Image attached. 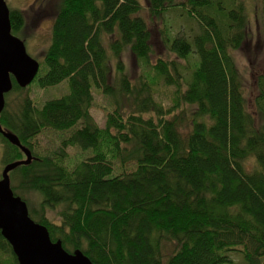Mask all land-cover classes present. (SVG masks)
<instances>
[{
	"label": "trees",
	"instance_id": "16d2710c",
	"mask_svg": "<svg viewBox=\"0 0 264 264\" xmlns=\"http://www.w3.org/2000/svg\"><path fill=\"white\" fill-rule=\"evenodd\" d=\"M10 10L19 38L24 16ZM142 11L139 0H61L46 71L40 63L35 81L41 89L67 81L70 92L42 106L26 95L16 111L6 96L1 126L32 155L10 173L11 189L53 242L93 264H227L235 251L247 264H264V76L249 108L232 56L246 40L245 2L148 0L153 19L175 13L198 31L164 36L175 59H157L153 78L135 88L121 58L130 50L150 65ZM12 80L11 93L21 94ZM159 80L175 87L167 110L153 96ZM93 87L113 100L132 99L135 111L125 120L117 107L100 128ZM47 132L60 135L55 149L38 146ZM0 142L4 168L26 159L1 134ZM0 264H19L1 230Z\"/></svg>",
	"mask_w": 264,
	"mask_h": 264
},
{
	"label": "rangeland",
	"instance_id": "374dc122",
	"mask_svg": "<svg viewBox=\"0 0 264 264\" xmlns=\"http://www.w3.org/2000/svg\"><path fill=\"white\" fill-rule=\"evenodd\" d=\"M143 5L142 15L146 19L151 32V46L153 49L150 58V65L145 66L138 61L127 50L122 55V61L125 66L133 87L137 88L142 85L147 78H153L151 65L157 59H175V56L168 51L164 42V36H175L181 32L191 34L193 31H198L197 25L187 23L175 13H168L162 19H153L148 12V0H139ZM246 5V10L249 16V23L246 33V40L243 47L232 52L236 64L243 76L244 87L247 93V101L249 108H254L255 98L259 93L258 79L259 76H264V22L262 18V2L261 0H243ZM10 9H17L23 13L24 25L20 34L21 39L26 46L27 53L30 57L38 60L41 63V74L45 73L46 67L43 63L45 51L50 45L51 28L53 19L60 7L61 0H6ZM16 36V35H14ZM113 76H116L115 62L112 61ZM94 91V106L92 116L100 128H105L108 116L113 113L115 108L120 109L121 115H124L126 120L131 113L135 111L134 102L126 96L119 95L113 100L104 96L100 91L93 87ZM175 87H167L162 80L154 84L152 88L155 101L163 106L166 110L173 107L175 101ZM70 92L69 83L67 81L61 84L41 89L38 87L37 81H34L30 88L24 89L21 94L18 92L10 93L7 97L9 110L16 111L19 102L26 95H30L35 105L42 106L46 101L59 99ZM115 102L116 106H115ZM4 131L8 132L3 128ZM38 146L41 148H54L60 144V135L52 132H47L39 137ZM55 149V148H54ZM51 149V150H54ZM71 156H78L80 153L77 149H69ZM2 159V144L0 142V181L2 180L3 165ZM48 217L58 223L60 218L56 211L48 214ZM168 250V249H167ZM170 252V249L168 250ZM5 256V255H4ZM228 256L231 262L227 264H247L244 255L240 252H230Z\"/></svg>",
	"mask_w": 264,
	"mask_h": 264
},
{
	"label": "water",
	"instance_id": "95a60500",
	"mask_svg": "<svg viewBox=\"0 0 264 264\" xmlns=\"http://www.w3.org/2000/svg\"><path fill=\"white\" fill-rule=\"evenodd\" d=\"M40 71V64L27 53L24 42L12 34L10 8L0 0V115L13 88V80L25 89ZM0 134L12 144L19 145L26 160L9 164L3 169L0 181V230L12 246L19 264H93L80 250L67 252L61 241L53 242L45 226L36 223L29 213L27 203L11 189L10 173L32 161L31 152L23 147L17 136L3 130Z\"/></svg>",
	"mask_w": 264,
	"mask_h": 264
},
{
	"label": "bare ground",
	"instance_id": "6f19581e",
	"mask_svg": "<svg viewBox=\"0 0 264 264\" xmlns=\"http://www.w3.org/2000/svg\"><path fill=\"white\" fill-rule=\"evenodd\" d=\"M10 18H11V10H10ZM12 34H13V33H12ZM24 44H25V43H24ZM37 61H38V60H37ZM38 62H39V61H38ZM39 64H40V63H39ZM36 78H37V77H36ZM34 81H35V80H34ZM28 87H29V86H28ZM28 87H27V88H28ZM11 92H12V91H11ZM11 92H10V93H11ZM10 93H9V94H10ZM7 95H8V94H7ZM7 95H6V96H7ZM6 96H5V99H6ZM5 105H6V103H5ZM25 156H26V155H25ZM25 160H26V159H25Z\"/></svg>",
	"mask_w": 264,
	"mask_h": 264
}]
</instances>
